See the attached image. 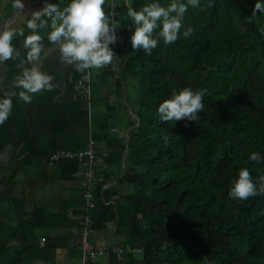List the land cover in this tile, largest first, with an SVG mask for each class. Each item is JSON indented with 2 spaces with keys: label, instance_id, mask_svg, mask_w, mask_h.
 Instances as JSON below:
<instances>
[{
  "label": "trees",
  "instance_id": "obj_1",
  "mask_svg": "<svg viewBox=\"0 0 264 264\" xmlns=\"http://www.w3.org/2000/svg\"><path fill=\"white\" fill-rule=\"evenodd\" d=\"M114 1L122 26L131 35L127 5ZM52 2L63 6L67 0ZM130 2L138 8L148 0ZM254 3L200 0L198 8L189 7L185 13L176 41L161 40L151 53L129 49L121 75L112 77L114 86L99 92V100L92 95L94 105L104 106L97 123L103 136L97 138L111 135L116 124L126 129L120 148H126L124 167L119 160L117 182L130 187L123 203L142 223V253L127 255L125 264H264V193L244 201L228 194L241 167L249 168L257 185L264 183L260 179L264 159L259 163L248 159L252 151L264 157V33L258 30L264 16L257 10V17H251ZM185 29H191L187 37ZM41 34L46 36V30ZM129 84L136 93L133 110L127 99ZM186 86L205 89L199 118L175 124L160 120L158 104ZM110 93L125 112L124 123L120 106L107 102ZM164 134L169 136L167 144ZM96 157L95 172L102 180L94 190L92 232L112 224L117 214L111 202H104L116 188L101 189L111 173L97 170ZM6 169L8 173L0 175V264H48L56 244L46 235L40 245L36 231L52 230L62 246H70L80 228L84 184L80 202H70L62 190L43 201L32 189L28 199L24 180L17 192L19 182L15 175L10 178L9 162ZM74 249L80 259V249ZM108 259L118 261L114 255Z\"/></svg>",
  "mask_w": 264,
  "mask_h": 264
},
{
  "label": "crops",
  "instance_id": "obj_2",
  "mask_svg": "<svg viewBox=\"0 0 264 264\" xmlns=\"http://www.w3.org/2000/svg\"><path fill=\"white\" fill-rule=\"evenodd\" d=\"M27 18L23 16L17 23L11 24L7 21L6 25L10 24L9 27L12 28L25 27ZM27 31L25 27V32ZM43 37L44 48L39 64L44 71L53 75L56 85L54 89L33 94L32 102L26 104L17 97L11 96L18 91L14 87V77L21 71L18 59L13 58L0 65V96H11L13 101L8 119L0 124V175L8 173L6 164L9 162L10 178L15 175L16 181L20 183L18 187L22 185L23 174L28 173L29 177L25 176L24 180L27 195L32 189H37L36 196H41L45 201L47 198L55 197L62 190L61 192H65L64 195L69 197L70 202L71 200L80 202V188L84 183L76 175L79 162L75 159H58L49 163L48 159L55 150H83L87 146L88 135L92 136L91 128L97 127L100 118L97 116L92 119L93 106L89 104L90 108L87 107L86 100L78 97L74 91V83L83 78L85 73L78 72L72 64L62 63L59 59L58 47L47 41L46 36ZM13 43L23 56L25 50L22 46V37H14ZM88 71L91 73L89 75L91 87L94 85L96 88L94 91L100 94L102 91H108V87L113 84V76L103 68ZM94 91L91 92L90 102L93 93L96 98ZM94 109L100 112L104 108L98 102ZM125 130V125L116 124L111 128L112 134L109 137L94 138L96 145L94 148L97 152L96 168L98 171L111 173L110 179L104 184L107 188L115 187L116 193L106 201L114 205L117 214L112 224L101 231L92 232L91 237L94 243H130L132 246L141 247L142 223L136 215L130 213L127 203H123L125 202L123 195L130 187L117 182L120 174L119 160L124 167L126 148L123 151L120 148L122 140L126 138ZM24 163L29 166L27 171L21 169ZM72 188L80 194L73 196L69 193ZM2 189L0 184V197L3 194ZM27 197L30 199L29 195ZM74 205H70L69 211H72ZM46 235L56 244L54 254L52 253L53 258L49 256L48 264H73L71 258L78 257V250L70 246H62L60 237L51 231H43L38 235L40 245L43 244ZM92 264H119V262L116 263L115 260L111 262L106 257L103 259L97 257L93 259Z\"/></svg>",
  "mask_w": 264,
  "mask_h": 264
},
{
  "label": "clouds",
  "instance_id": "obj_3",
  "mask_svg": "<svg viewBox=\"0 0 264 264\" xmlns=\"http://www.w3.org/2000/svg\"><path fill=\"white\" fill-rule=\"evenodd\" d=\"M124 2L127 5L126 15L131 18L133 26L131 48H143L146 53H151L161 40L164 44L176 41L189 7L196 9L200 6V0H168L167 3L148 0L138 8L132 7L130 0ZM104 4L105 0H67L61 6L52 0H44L43 6L31 11L25 20L27 33L25 27L0 26V65L16 58L21 69L14 77V87L18 91L11 96L28 104L32 102L33 94L56 87L53 75L44 71L39 64L44 48L41 33L45 30L47 41L58 47L60 61L74 65L78 72L87 76L91 74L87 70L102 68L111 63L114 53L110 44L117 37L115 27L110 25L105 13ZM13 6L22 11L24 0H13ZM257 10L264 16V0H255L252 18L257 17ZM258 30L264 33V26ZM190 31L191 29H185L183 36H189ZM14 37H22L25 50L23 56L13 43ZM204 94V88L194 90L186 86L173 90L169 97L158 104L159 119L174 124L181 119L185 122L196 121L204 108ZM11 96H0V124L11 113ZM162 139L167 144L168 134H164ZM248 159L259 163L264 157L260 152L252 151ZM260 179L264 180V176ZM258 192L264 193V183L257 185L248 167L239 168L231 182L229 196L244 201L256 196Z\"/></svg>",
  "mask_w": 264,
  "mask_h": 264
},
{
  "label": "built area",
  "instance_id": "obj_4",
  "mask_svg": "<svg viewBox=\"0 0 264 264\" xmlns=\"http://www.w3.org/2000/svg\"><path fill=\"white\" fill-rule=\"evenodd\" d=\"M109 6L106 8L105 13L109 18L111 26L115 27L116 41L110 44L113 49L114 58L113 61L104 67L105 71L110 72L113 77L121 75V70L126 59V54L131 49L130 43V31H125L122 22L120 20L119 13L116 9V2L109 0ZM124 46V48H123ZM121 47L123 52H121ZM122 53V54H121ZM88 71V70H87ZM112 84L111 87H113ZM74 91L78 97L86 100L87 106L90 102V78L89 75L76 81L74 84ZM108 104L112 105L115 102V96L109 95ZM126 132V131H125ZM87 146L83 150H55L50 156L49 161H55L58 159H75L79 162V167L76 170V175L83 180V202L81 207V219L78 235L71 237L70 246L80 249V263L90 264L97 256H104L108 259L110 255H114L119 264H125L127 255L137 257L142 253V247L132 246L130 243L112 244V243H93L90 241L92 235V210L95 207L94 190L96 184L102 178L95 172V140L88 135ZM103 183L101 189L105 188ZM108 203L109 201H104Z\"/></svg>",
  "mask_w": 264,
  "mask_h": 264
},
{
  "label": "rangeland",
  "instance_id": "obj_5",
  "mask_svg": "<svg viewBox=\"0 0 264 264\" xmlns=\"http://www.w3.org/2000/svg\"><path fill=\"white\" fill-rule=\"evenodd\" d=\"M43 2H44V0H24V8H23V10L21 11V10H18V9H16L14 12H13V14L12 15H10L9 17V20L8 19H6V17L9 15V13L11 12V10L14 8V6H12L11 8H9L10 6H11V4L13 3V0H0V26H4V25H6V22L7 21H9L10 22V24L11 23H17L19 20H20V18L21 17H29V15H30V13H31V11H33V10H36V9H38V8H40V7H42L43 6ZM15 13V14H14ZM8 24V23H7ZM9 24V25H10ZM9 25H7V26H9ZM92 70H94V69H92ZM101 88V87H100ZM127 99H128V102H129V104H130V107H131V109L133 110V108L135 107V102H134V98L136 99V93H135V88H134V86L132 85V84H129L128 86H127ZM92 90L94 91V90H96V88H94V87H92ZM101 91V90H100ZM95 92V95H96V99L97 100H99V95H98V93L96 92V91H94ZM113 94V93H112ZM119 100V99H118ZM96 102L93 100L92 101V106H93V108H91V116H92V119H94V118H96L97 116L100 118V113L98 112V111H96L95 109H94V107H95V104ZM118 104H120L121 102L119 101V102H117ZM90 105H91V102H90ZM113 105H115V107H116V102H114L113 103ZM118 106H120V105H117V107ZM99 106H97V108H98ZM102 107L104 108V106L102 105ZM89 108H90V106H89ZM120 110L119 111H121V114L119 115V117L122 119V123H124V121H125V115H124V111H122L123 110V108L120 106V108H119ZM130 109V110H131ZM90 132H91V134L94 136V137H96V136H103V130H101V129H99L98 127H95V126H93L92 128H91V130H90ZM110 136V133L108 134V137ZM96 146V145H95ZM22 167L23 168H21V169H23L24 171H27V167L29 168V166H27L26 165V163H24L23 165H22ZM32 169H34V168H32ZM1 170V169H0ZM36 174V173H35ZM25 176H27V178L29 177V175H28V173L27 172H25L24 174H23V179L22 180H25ZM20 184V183H19ZM21 184H22V182H21ZM16 189L15 190H17V192H18V185L15 187ZM69 193H71L73 196H78L80 193L77 191V190H70L69 191ZM71 202H73V200H71ZM4 207L2 206V209H3ZM4 212H2V214H3ZM3 219V221L5 222V223H7V220L8 219H6L5 217H2ZM44 231H52V230H44ZM36 233L37 234H40L41 233V229H39V230H37L36 231ZM92 239V237L90 238V241H93V239ZM101 241V240H100ZM99 241V242H100ZM94 243V242H93ZM101 243V242H100ZM97 257H99V258H104L103 256H97ZM71 262L73 263V264H77L78 262L80 263V259H79V255H78V257H72L71 258ZM78 263V264H79Z\"/></svg>",
  "mask_w": 264,
  "mask_h": 264
},
{
  "label": "water",
  "instance_id": "obj_6",
  "mask_svg": "<svg viewBox=\"0 0 264 264\" xmlns=\"http://www.w3.org/2000/svg\"><path fill=\"white\" fill-rule=\"evenodd\" d=\"M16 9L15 8H13L12 10H11V12L9 13V15L6 17V19H8V17L10 16V15H12L13 14V12L15 11Z\"/></svg>",
  "mask_w": 264,
  "mask_h": 264
},
{
  "label": "bare ground",
  "instance_id": "obj_7",
  "mask_svg": "<svg viewBox=\"0 0 264 264\" xmlns=\"http://www.w3.org/2000/svg\"><path fill=\"white\" fill-rule=\"evenodd\" d=\"M89 104H90V102H89ZM89 104H88V106H89ZM88 106H87V107H88Z\"/></svg>",
  "mask_w": 264,
  "mask_h": 264
}]
</instances>
